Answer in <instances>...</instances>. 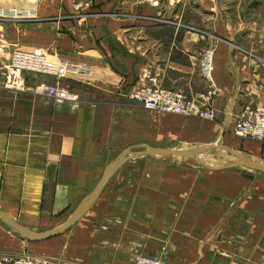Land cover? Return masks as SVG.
Listing matches in <instances>:
<instances>
[{
	"label": "crops",
	"instance_id": "obj_1",
	"mask_svg": "<svg viewBox=\"0 0 264 264\" xmlns=\"http://www.w3.org/2000/svg\"><path fill=\"white\" fill-rule=\"evenodd\" d=\"M216 1L0 0L2 10L36 17L8 23L6 46L38 48L70 65L61 78L24 71L26 85L57 84L79 96L72 102L5 88L0 69V210L32 230H50L121 152H141L111 174L68 228L29 242L33 253L62 264H133L141 254L165 264H264L263 172L231 166L239 159L223 149L235 160L214 164L207 153L219 148L194 157L143 153L144 145L177 149L220 139L264 164V142L231 133L245 103L264 107V68L235 62ZM206 46L214 47V122L148 110L128 97L142 69L162 87L200 95ZM2 223L0 250H23L17 242L28 239Z\"/></svg>",
	"mask_w": 264,
	"mask_h": 264
},
{
	"label": "built area",
	"instance_id": "obj_2",
	"mask_svg": "<svg viewBox=\"0 0 264 264\" xmlns=\"http://www.w3.org/2000/svg\"><path fill=\"white\" fill-rule=\"evenodd\" d=\"M136 2L159 7L163 0H134ZM174 0H166L168 5ZM26 11H9L0 9V19L22 18ZM214 47L206 46L199 57V72L206 83V90L198 96H188L177 89L162 87L157 74L142 69L139 84L128 93V97L143 108L166 114L195 117L201 120L214 121L215 112L211 105L216 92L213 79ZM66 62L50 58L41 49L25 50L17 45L11 47L0 43V69L3 72V86L12 90L31 89L37 94H46L58 100L77 101L76 92L57 84L42 83L28 87L23 72H36L54 75L61 78L69 70ZM231 133L239 138H251L264 142V107L245 105L237 115ZM0 264H62L48 255L35 254L29 251H0ZM133 264H165L153 255L136 256Z\"/></svg>",
	"mask_w": 264,
	"mask_h": 264
},
{
	"label": "rangeland",
	"instance_id": "obj_3",
	"mask_svg": "<svg viewBox=\"0 0 264 264\" xmlns=\"http://www.w3.org/2000/svg\"><path fill=\"white\" fill-rule=\"evenodd\" d=\"M216 7L218 8L220 20L223 22V24L227 25L229 28V35L231 36L230 47L232 48L233 55L235 56L233 58L235 62H237L239 65L242 66L251 63V65L255 67L256 70H258V68H264V0H217ZM74 10H75L74 13L71 14L70 16H74L78 14L79 8ZM25 13H27V11ZM27 14H28L27 16L22 18L0 19L1 44L5 45V36H7L8 33L6 27L8 26L7 25L8 23H10V26H15L16 23L18 22H23V21L29 22L36 18L34 15H32L33 13L31 14L27 13ZM54 18L57 17H47V18L44 17V20H40V21H50L53 20ZM156 19H159V21L165 20L169 22H179V20L177 19H167V18L161 19L159 17H157ZM201 33L209 34V32L202 29H201ZM219 35L217 36L218 41H220ZM223 40L228 41L225 38H223ZM262 73L264 75L263 69H262ZM258 81H259L258 79L254 80L255 83H257ZM245 91L248 92V94L251 92L249 89H245ZM245 105H250L251 107H255L251 103L249 104L245 103L243 107ZM214 121H210V122H214ZM223 132H228V131L223 130ZM247 139L255 140L251 138H247ZM216 143L220 144L223 142H220L219 139ZM207 154L209 159L211 157L214 164L217 165L235 160L228 153L220 149H214L208 152ZM3 225L6 226L9 230H11L14 233L13 234L14 236L19 238L20 240L25 241V238H23V236H21L17 231L12 229L11 227H8L6 224ZM29 242H33V240L28 239L25 241V243L22 242L21 244L17 242L16 246L20 250L23 249L33 253L32 246L29 244Z\"/></svg>",
	"mask_w": 264,
	"mask_h": 264
},
{
	"label": "water",
	"instance_id": "obj_4",
	"mask_svg": "<svg viewBox=\"0 0 264 264\" xmlns=\"http://www.w3.org/2000/svg\"><path fill=\"white\" fill-rule=\"evenodd\" d=\"M144 152L147 154H161V155H180V156H186V157H194L195 155L202 153L206 150L219 148L228 151L229 153L233 154L236 158L239 159V161L231 164V166H244L250 169H254L260 172L264 173V164L254 162L242 154L236 152L232 148H229L223 144H205L200 145L196 147H189V148H153L150 146L144 145ZM141 152H134L131 153L128 150H124L119 154V156L114 159L103 171V174L96 184V186L93 188V190L80 202V204L75 208V210L68 216V218L59 224L58 226L46 230V231H35L30 228H27L21 224H19L17 221H15L11 216L4 213L2 210H0V220L17 231L21 236H23L26 239L30 240H44L47 238H50L54 235L60 234L63 232L66 228H68L75 220H77L89 207V205L93 202V200L96 198L98 193L100 192L101 188L107 181V179L111 176V174L118 169L127 159L130 157H133L135 155L140 154Z\"/></svg>",
	"mask_w": 264,
	"mask_h": 264
}]
</instances>
